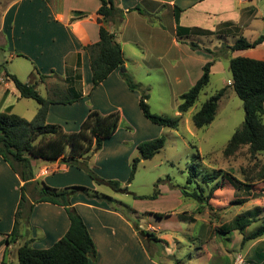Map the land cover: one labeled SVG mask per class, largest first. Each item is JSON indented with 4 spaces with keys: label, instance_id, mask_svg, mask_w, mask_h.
Wrapping results in <instances>:
<instances>
[{
    "label": "crops",
    "instance_id": "obj_1",
    "mask_svg": "<svg viewBox=\"0 0 264 264\" xmlns=\"http://www.w3.org/2000/svg\"><path fill=\"white\" fill-rule=\"evenodd\" d=\"M118 2L126 11L125 20L119 29L111 27V30L115 31L116 39L122 45L125 69L148 91L160 85L169 92L176 107L179 96L201 77L207 61L214 60L211 67V73H214L224 57L229 55L227 60H230L244 56L249 49L231 50L229 46L238 38L254 41L264 35V0ZM100 4V0H6L0 8V49L10 52L12 74L25 75V82L37 83L38 89L44 87L46 96L52 98H60L72 88L82 89L83 97L78 101L52 103L48 122L60 124L71 132L79 130L91 110L120 112L116 132L94 153L97 155L94 162L92 157L87 158L89 166L98 174L102 173L100 168L104 164L117 163L123 152L130 156L135 148L139 150L142 141L158 136L164 127L142 114L140 92L128 87L119 68L93 87L91 62L85 47L100 39ZM178 25L192 30L181 31L179 35ZM191 42L198 43L200 47L192 48ZM206 48L221 50V54L214 56ZM236 51L238 55L234 56ZM16 59L23 60L15 63ZM137 71H142L148 79H138ZM155 73L157 76L153 77ZM41 74L47 75L46 78L42 79ZM5 75L0 111L8 108L13 111L16 102L31 98L20 97L7 72ZM58 80L62 85L55 84ZM1 81L4 78L1 77ZM231 83L229 81L226 86ZM150 96L149 93V99ZM25 103L30 107V113H37L39 105ZM131 116H136L143 126L141 137ZM124 119L128 120L126 125ZM134 138L137 139L134 141ZM32 164L34 179L51 187L63 189L81 185L96 188L85 169L68 165L61 159H34ZM23 184L19 174L0 155V242L14 227ZM72 203L83 217L96 245L97 255L90 259V264H161L144 246L133 222L118 209L82 192L72 198ZM69 226L70 218L64 206L52 202L34 203L30 217L22 219L18 240L0 244V264L19 263L18 247L26 241L36 248L52 246L66 234ZM158 228L162 230V227ZM156 235L170 242L174 237L171 233L156 232ZM172 247L169 249L173 253Z\"/></svg>",
    "mask_w": 264,
    "mask_h": 264
},
{
    "label": "rangeland",
    "instance_id": "obj_2",
    "mask_svg": "<svg viewBox=\"0 0 264 264\" xmlns=\"http://www.w3.org/2000/svg\"><path fill=\"white\" fill-rule=\"evenodd\" d=\"M5 1L0 0V8ZM9 54V51L0 49V78H4L0 82V95L5 86L6 72L14 73L9 66ZM233 55H238L237 51ZM243 55L264 59V43L249 48ZM227 57L229 55L211 73L210 82L200 93L195 105L182 116L168 91L158 84L154 90H149L151 110L179 116V128L163 127L158 136H165V146L152 158L143 159L131 180L132 160L140 154L137 148L130 156L123 152L117 163L104 164L100 168L103 173H99L101 177L118 180L121 186L128 188V192L95 179L96 188L89 191L93 194L90 198L104 201L111 208L118 209L133 222L134 227L142 224L138 227L157 234H173L171 242L164 238L161 242L144 240L152 256L161 264H237L235 257L239 255L244 259L242 264H264V239L261 242L258 239L243 241L244 236L264 224V153H252L249 145H243L232 153L224 151L236 129L245 120L243 100L231 86H226L232 81L230 60ZM16 60L15 63L23 59ZM137 75L138 79H148L142 71H137ZM18 77L22 81L26 79L22 74ZM55 84L62 85L60 80L55 81ZM224 87H227L226 93L219 102L214 121L208 126L196 127L192 120L193 114ZM39 91L47 95L44 87L40 86ZM25 102L39 105L35 99H23L16 102L12 112L32 119L35 114L29 112L30 107ZM131 117L141 137L143 126L136 116ZM127 121L124 119L123 123L126 125ZM125 125L122 124L124 128ZM94 153L90 154L92 162L97 158ZM212 176L217 177L205 181L204 178ZM190 177L192 182H189ZM214 186L218 187L212 189ZM182 188L202 192L205 201L201 204L200 212L199 203L193 198L184 197ZM256 208L261 209L258 220L244 231L226 228L238 215ZM156 212L169 214L158 216ZM155 225L162 227V230ZM171 246L173 253L169 249ZM14 264L19 263L16 261Z\"/></svg>",
    "mask_w": 264,
    "mask_h": 264
},
{
    "label": "trees",
    "instance_id": "obj_3",
    "mask_svg": "<svg viewBox=\"0 0 264 264\" xmlns=\"http://www.w3.org/2000/svg\"><path fill=\"white\" fill-rule=\"evenodd\" d=\"M98 9V22H100V39L87 45V50L92 69V83L96 87L106 79L115 69H120L128 87L140 92L139 105L143 114L153 123L177 129L180 126L179 116H169L155 113L151 110L149 91L140 82H137L132 74L125 69V59L121 43L116 39L115 31L111 27L119 29L125 20L126 11L120 7L118 0H100ZM139 9V8H138ZM179 20V9L176 11ZM191 31V28L178 25V34L181 31ZM264 42V35L254 41L240 37L229 46L233 51L256 47ZM190 45L194 49L200 46L196 42ZM214 56H219L220 51L210 48L205 49ZM214 60L207 61L203 66L201 77L186 92L179 96L178 111L183 115L196 103L204 87L210 82L211 67ZM232 73L231 86L244 102L245 120L236 129L225 148V153L237 151L243 145H249L252 153H264V60L246 56H235L230 59ZM7 76L14 82L20 92V97L35 99L39 109L32 119H27L11 111V108L0 111V155L11 165L24 181L21 186V197L15 213V223L12 231L4 241L11 243L20 237V225L22 219L30 217L34 203L52 202L66 208L70 226L66 234L48 248H36L26 241L18 247V259L20 264H90V259L96 257L97 249L90 231L80 213L72 203V198L78 193L92 196L89 187L73 185L63 189L54 188L45 182L35 180L32 161L44 159L54 161L61 159L68 165H77L85 169L97 182L108 183L117 190L128 192L127 187L121 186L118 180L106 179L94 171L88 163L90 154L103 147L104 141L113 136L119 127L120 112L101 113L91 110L81 123L79 130L67 131L56 123L47 120L48 111L52 103H73L83 97L82 89H69L67 94L60 98H52L43 95L37 88V83L24 82L17 75L7 72ZM47 75L41 74L45 79ZM227 87L207 99L201 108L197 110L192 120L196 127L202 128L211 124L217 114L219 102L226 93ZM165 136L143 141L139 144V155L132 160L130 180L137 171L139 163L143 159L152 158L165 146ZM196 172L194 173V175ZM217 176L206 177L209 182ZM262 177L264 178V172ZM232 178V176H231ZM189 178V182H192ZM237 180V179H236ZM214 186L212 189H216ZM184 197L195 199L198 212L201 211L205 201L201 191L181 189ZM98 196V195H94ZM156 196V195H154ZM153 196V197H154ZM143 198L144 196H138ZM243 202V200H241ZM201 205V206H200ZM260 208L248 210L246 214L238 215L226 228L228 230L244 229L258 220ZM158 216L164 213L156 212ZM144 246L148 249L144 240L161 242L155 232L148 229L135 227ZM223 231V230H222ZM224 231H226L224 229ZM218 233V231H217ZM264 236V224L243 237V241L259 239ZM5 261L3 260V263Z\"/></svg>",
    "mask_w": 264,
    "mask_h": 264
},
{
    "label": "built area",
    "instance_id": "obj_4",
    "mask_svg": "<svg viewBox=\"0 0 264 264\" xmlns=\"http://www.w3.org/2000/svg\"><path fill=\"white\" fill-rule=\"evenodd\" d=\"M235 260H236V263H237V264H242V263H244V259H243V257H242L241 255L235 257Z\"/></svg>",
    "mask_w": 264,
    "mask_h": 264
}]
</instances>
